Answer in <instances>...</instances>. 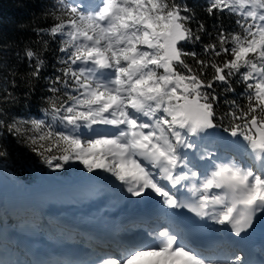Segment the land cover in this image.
I'll use <instances>...</instances> for the list:
<instances>
[{"label": "snow or ice", "instance_id": "6c2138e0", "mask_svg": "<svg viewBox=\"0 0 264 264\" xmlns=\"http://www.w3.org/2000/svg\"><path fill=\"white\" fill-rule=\"evenodd\" d=\"M61 3L57 22L41 30L63 44L62 67L48 80L52 95L43 111L96 135L47 131L30 138L32 150L50 169L79 161L88 173H111L132 197H158L165 226L148 231L149 241L113 254L0 258V264H255L236 242H226L221 254L194 247L195 229L180 226L178 210L230 227L237 237L254 228L258 212L264 215V0H208L210 15L239 14L238 31L221 26L214 37L180 0H89L84 8ZM25 56L28 82L38 81L45 61L32 49ZM15 75L0 70V127L20 134L30 123L40 130L43 120L4 119L3 104L16 101L8 90L17 87ZM237 82L247 103L225 99L229 107L219 112L218 88L230 94ZM182 188L188 195H177Z\"/></svg>", "mask_w": 264, "mask_h": 264}, {"label": "trees", "instance_id": "16d2710c", "mask_svg": "<svg viewBox=\"0 0 264 264\" xmlns=\"http://www.w3.org/2000/svg\"><path fill=\"white\" fill-rule=\"evenodd\" d=\"M180 2L194 8L197 20L207 26L213 37L221 26L230 31H238L235 20L239 14L233 16L225 10L223 13L216 11L214 15H210L207 11L208 0H180ZM63 3L75 5L74 0H63ZM62 12L64 9L61 0H0V70L9 77H12L14 71L17 84L14 89L12 87L8 89L14 93L16 101L3 104L4 119L8 123H11L13 118L19 121L44 119L42 129L37 130L28 123L21 129L20 134L9 131L7 125L0 127V149L6 152L5 156L0 157V178L20 189H29L40 179L52 175L59 176L66 182H72L76 178L77 170L72 169L71 162L63 169H50L30 145V138L39 137L47 131L74 135L72 126L65 127L59 120L53 121L51 116H46L43 111L48 107V96L52 95L48 92V80L58 74L56 69L62 67L59 58L63 54L59 49L63 44L60 39L53 37L50 31L41 30H49ZM64 39L67 37L65 36ZM204 42H210V38L205 36ZM186 48L191 50L189 46ZM27 49L38 51L45 61L41 79L38 81L28 82L30 62L25 56ZM195 50L200 49L197 47ZM233 86L236 91L230 94L218 88L219 112L229 107L224 103L225 99L236 100L242 105L247 103L243 85L237 82ZM220 132H223V128ZM35 219L37 224H40L38 221L40 218L35 216Z\"/></svg>", "mask_w": 264, "mask_h": 264}, {"label": "rangeland", "instance_id": "374dc122", "mask_svg": "<svg viewBox=\"0 0 264 264\" xmlns=\"http://www.w3.org/2000/svg\"><path fill=\"white\" fill-rule=\"evenodd\" d=\"M88 3L89 0H74V4L79 5L81 8H84ZM93 128L106 129L109 134L114 131L112 126L109 125H94ZM74 135H79L84 139L93 137L96 133L82 126L80 129L74 130ZM220 135L227 136L228 134L220 132ZM210 150L216 151V149ZM71 163L72 169L77 170L76 178L72 182H66L59 176L52 175L40 179L38 183L29 189H20L0 178V197L2 198L0 227H2V224L4 226L0 229V232H2L0 234L5 241H8V231H19L34 236L41 241H48L51 244L59 243V240L65 235V232L59 229L62 227V222L66 219L73 221V218L62 214L64 217L60 221L52 220L55 219L54 217H50L49 219L52 220L50 221L47 219L49 214H45L44 211L48 207H57L65 213L68 210L75 211L78 208L96 207L98 199L103 197L108 198L109 204L114 206L125 204L128 201L132 203L133 199L136 198L132 197L127 192V186L116 180L111 173L102 170L88 173L79 161H71ZM35 215L40 218L38 220L40 224H37ZM51 233L54 236H51ZM47 234L49 235L47 236ZM8 250L11 255L15 252L12 249Z\"/></svg>", "mask_w": 264, "mask_h": 264}, {"label": "bare ground", "instance_id": "6f19581e", "mask_svg": "<svg viewBox=\"0 0 264 264\" xmlns=\"http://www.w3.org/2000/svg\"><path fill=\"white\" fill-rule=\"evenodd\" d=\"M162 183H164V182H162ZM177 187H179V186H177ZM146 200H147V198L144 200H141L140 198L136 197L135 199H133L132 203H129V201H128L125 204L122 203V204H118V205L114 206V205L109 204L108 198L103 197L102 199H98V205L96 207L91 206L90 208H82V209L78 208L75 211L68 210L65 213H63L62 211L57 209V207H48L44 211H45V214H50L53 212V215H55L54 216L55 219H52V218L51 219L56 220V221H60V219L63 218L64 216H72V218H73L72 220L78 222L77 223L78 225L83 224V223L86 225L90 224V225H87V226H89L88 227L89 229L98 228L97 226L100 222H103V223L111 226L112 231H109V232L97 230V232H99V234H100V238L101 237L107 238L108 236L111 238V241L107 242L104 245H98L95 241H92L86 237L83 238L86 241L87 246H83V247H81V249H84L86 251V255L84 258H87L88 254L92 253L93 251L100 253L101 255H104V254H113L119 250H122V248L125 245L122 243H118V242L113 241L112 237H120L122 240H128L131 244L134 243L131 239H129L131 237L130 232L123 229L122 225L125 222H127L128 220L133 219V218H138V217H140V215H143L145 213L158 211V206L153 207L152 209H147L145 207ZM122 205L129 206V209H132L134 211V213L132 215L131 214H123L122 211L120 210L121 208H123ZM106 211L108 214L112 213L113 211L117 212L118 219L116 221H113L111 218L107 217ZM119 211H120V213H119ZM257 217L262 222H264V215H262L258 212ZM49 218H50V216L48 215L47 219H49ZM52 220H50V221H52ZM222 227L223 226H221V229H222ZM1 228H4L3 224H2ZM61 228L65 229V228H63V226ZM221 229L217 228L214 230V233L217 234V238H221L224 235L225 230L221 231ZM65 230H68V229L66 228ZM146 230L149 231V228H147L146 226L142 227V228L137 227V228H135L134 235H136L137 232L139 233V235H143L144 231H146ZM0 233H2V232H0ZM20 234L25 241L26 251H28L30 254H36V250L33 249V247L36 245L41 246L44 250H49L51 248V247H49L48 241H44V240L41 241L40 239L35 238L34 236H31V235H28L24 232H20ZM48 235L49 234H47V236ZM51 236H54V234L51 233ZM137 241H140V240H139V237L136 236L135 242H137ZM145 241H148V238L145 239ZM225 242L226 241L223 240V243H225ZM215 247H217V246H215ZM7 248L12 249L18 255H20V257L24 258V260H27V256H25L23 251H21L19 248L15 247L14 245H12L10 243H6L4 240V237L0 234V258L4 259V257H6V255H10L9 250H7ZM225 250H226V247L225 248L218 247L217 249H215V252L218 254H221ZM5 260H7V259H5Z\"/></svg>", "mask_w": 264, "mask_h": 264}]
</instances>
